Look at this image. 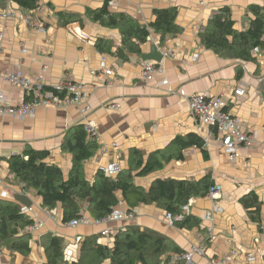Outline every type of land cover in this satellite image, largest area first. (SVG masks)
I'll return each mask as SVG.
<instances>
[{"label":"crops","instance_id":"obj_1","mask_svg":"<svg viewBox=\"0 0 264 264\" xmlns=\"http://www.w3.org/2000/svg\"><path fill=\"white\" fill-rule=\"evenodd\" d=\"M105 3L110 13L128 15L143 26L154 21L155 10L174 8L181 32L163 41L161 35L150 32L140 54L125 50L123 59L115 54L121 47L119 31L86 16L87 9H100ZM38 4V9L29 11L12 0L0 3V14H8L0 18V73L20 69L29 76L41 75L46 87L66 81L84 84L89 89L91 112L84 116L78 106L40 107L32 118L0 116V202L17 204L33 222H43L36 232L24 229L31 236V252L27 256L1 248L0 262L45 264L40 238L49 234L64 240V260L72 264L79 259L84 239L98 236L100 244L111 247L119 230L135 226L166 237L179 253L188 252L192 245L204 244L205 256H194L193 264H247L249 252L254 255L253 264H264V50L256 48L251 52L253 61H242L217 54L201 43V34L215 14L227 9L234 29L244 31L253 18L249 7H263L264 0H39ZM59 13L79 19L62 25ZM41 28L44 32L39 31ZM100 39L112 42L110 53L96 49ZM102 59L107 74L101 73ZM146 63L161 68V73L149 83L140 80V70ZM163 80L167 85H158ZM238 90L244 94L239 95ZM0 92L9 101L22 96L1 81ZM196 93L222 96L225 110L238 117L255 137V147L242 150L238 162L227 160L215 131L208 135L207 126L189 115L186 98ZM110 104L120 108L109 109ZM85 123L95 125L98 134V149L83 164V176L88 182L101 173L100 166L111 161L127 170L133 149L146 161L150 154L171 147L178 137L200 138L203 149L188 147L182 151L183 159H173L161 170L132 181L136 188L148 191L156 180L199 182L209 178L212 187H219L217 196L209 198L208 191L204 197L188 201V215L199 225L169 226L163 209L140 205L130 211L122 200L114 209L135 212L134 217L98 225L71 228L62 223L60 207L52 212L43 210L40 198L25 191L10 173L8 160L27 149L47 151L46 162L58 166L67 177L72 157L62 147L72 129ZM2 193L6 195L2 197ZM251 193L260 203L259 223L251 219L242 202ZM20 196L29 200V207L17 199ZM23 208L31 210L25 213ZM81 208L79 217L92 219L87 204ZM208 213L210 219L205 217ZM50 214L58 221L51 220ZM105 230L109 235H102ZM176 254L171 253L170 264H178L174 260Z\"/></svg>","mask_w":264,"mask_h":264},{"label":"trees","instance_id":"obj_2","mask_svg":"<svg viewBox=\"0 0 264 264\" xmlns=\"http://www.w3.org/2000/svg\"><path fill=\"white\" fill-rule=\"evenodd\" d=\"M6 1L0 0V3ZM12 1L24 10L34 11L39 7V0ZM107 5L105 3L96 10L87 9L86 16L103 27L119 31L121 47L115 54L123 59L125 50L140 54V47L147 41L150 32L161 35V41L181 32L176 24L177 10L174 8L155 10L154 21L143 26L128 15L110 13ZM248 10L253 18L244 31L234 29L227 9L215 14L201 34V43L217 54L253 61L251 52L256 48L264 50V6L253 5ZM58 18L62 25H67L77 16L59 13ZM78 22L81 24L82 20ZM112 46L111 41L104 39L98 40L95 45L101 53H110ZM192 146L203 149V142L195 135L178 137L171 147L150 154L146 161L139 151L133 149L129 153L128 169L122 170L115 179L98 173L92 182H88L83 176V164L95 154L98 146L96 142L87 140L83 126H78L72 129L62 147L72 157V168L67 177L58 166L46 162L49 157L47 151L27 149L22 155L11 157L8 164L10 173L23 189L40 198L43 210L52 212L57 207L61 208L62 223L78 218L84 204H87V212L92 219H100L121 200L130 211L140 205H155L175 216L181 213V207L190 199L204 197L213 182L209 178L199 182L156 180L148 191H144L136 188L132 181L134 177L161 170L173 159H183L182 151ZM242 202L251 219L259 223L260 203L257 197L251 193ZM32 223L33 220L22 213L17 204L0 202V249L27 256L31 252V236L24 233V229ZM198 225L199 221L188 214L177 223L179 228ZM98 238L84 239L79 259L72 264H104L106 261L109 264H170L171 253H179L166 237L135 226L119 230L111 247L100 244ZM40 244L46 256L45 264H68L63 256L62 238L43 235Z\"/></svg>","mask_w":264,"mask_h":264},{"label":"built area","instance_id":"obj_3","mask_svg":"<svg viewBox=\"0 0 264 264\" xmlns=\"http://www.w3.org/2000/svg\"><path fill=\"white\" fill-rule=\"evenodd\" d=\"M8 14H0V18ZM44 32L43 28L39 29ZM3 34L0 30V40ZM256 51V50H255ZM25 52V51H24ZM167 55V54H166ZM101 73L107 74L105 60L101 61ZM45 69V68H43ZM161 68L153 63H146L140 70V80L145 83L154 81L156 76L161 73ZM0 81L10 85L13 89L20 91L21 98L17 101H9L6 99L4 93L0 92V116H12L16 118H32L35 116L36 111L40 107L64 108L68 106H78L81 108L84 116L91 112L89 105V89L86 85L66 81L56 87H46L41 75L29 76L24 74L20 69L0 73ZM158 85H167V81L163 80ZM239 95H243V91L238 90ZM189 115L198 120L201 124L206 125L208 128L207 134L212 135L213 131L220 137L219 145L221 146L224 155L231 163H236L240 160V153L242 150H252L256 145V139L252 134H249L245 129L242 121L231 115L225 110V103L222 96H211L208 94H191L186 98ZM107 108L119 109V105L110 104ZM86 138L88 140L97 141L98 134L95 125L85 123L83 125ZM114 149L115 145L112 146ZM99 172L105 176L115 179L116 176L122 171L121 166L116 161H111L105 166L99 167ZM1 183V178H0ZM219 192V187H211L208 197L214 199ZM6 194L2 193V197ZM190 202L181 207V213L178 215H171L165 213V221L169 226H174L175 223L181 222L185 215L188 214ZM31 209L23 208L22 211L27 213ZM135 212H121L112 210L108 215L100 219H88L84 216L73 219L67 223L68 227L74 228L80 225L105 224L109 222L122 221L125 218H133ZM211 214H206V219H210ZM53 221H58L55 215L49 216ZM43 222L38 219L32 224L27 226L26 231L33 233L40 230ZM264 228V223H263ZM109 231L102 232L103 236L109 235ZM79 241V239H78ZM194 256H205L204 244H195L191 246L188 252L178 253L175 255L174 260L181 264H193ZM229 259V258H228ZM255 258L252 252L246 254V263L253 264ZM0 264H2L0 262ZM214 264H223L222 261L214 262Z\"/></svg>","mask_w":264,"mask_h":264},{"label":"water","instance_id":"obj_4","mask_svg":"<svg viewBox=\"0 0 264 264\" xmlns=\"http://www.w3.org/2000/svg\"><path fill=\"white\" fill-rule=\"evenodd\" d=\"M156 50V49H155ZM153 60L155 59V58H152ZM261 86H264V80H262L261 81ZM17 199L22 203V204H24L25 206H30V202H29V200H27L26 201V198H24V197H17Z\"/></svg>","mask_w":264,"mask_h":264}]
</instances>
